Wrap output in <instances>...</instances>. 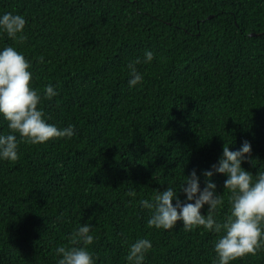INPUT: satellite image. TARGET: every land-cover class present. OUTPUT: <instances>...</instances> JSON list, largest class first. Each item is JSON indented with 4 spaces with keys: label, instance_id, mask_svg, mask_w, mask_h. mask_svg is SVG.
I'll list each match as a JSON object with an SVG mask.
<instances>
[{
    "label": "trees",
    "instance_id": "trees-1",
    "mask_svg": "<svg viewBox=\"0 0 264 264\" xmlns=\"http://www.w3.org/2000/svg\"><path fill=\"white\" fill-rule=\"evenodd\" d=\"M9 11L27 20L16 47L33 87L58 90L45 118L76 135L21 141L17 162L0 161V264H56L55 248L85 222L96 264H125V238L144 237L145 264H213L215 233L149 228L139 200L201 175L231 140L230 150L252 145L256 167H242L264 170V0H0ZM146 50L155 58L130 89L127 65ZM211 179L221 191L225 177ZM232 264H264V250Z\"/></svg>",
    "mask_w": 264,
    "mask_h": 264
},
{
    "label": "clouds",
    "instance_id": "clouds-1",
    "mask_svg": "<svg viewBox=\"0 0 264 264\" xmlns=\"http://www.w3.org/2000/svg\"><path fill=\"white\" fill-rule=\"evenodd\" d=\"M26 24L22 14L12 11L0 14V40L6 37L12 41V44L0 46V121H6L8 129L6 133L0 132V161L9 163L20 159L21 141L37 145L54 139H71L76 135L74 125L61 128L45 118L42 103L57 96L58 90L51 83L46 84L42 92L33 87L31 61L16 47L29 39ZM154 58L155 53L146 50L142 60L136 57L129 62L130 89L142 84L144 79L136 66L149 64ZM38 62L43 63L44 57H39ZM231 143L232 140L224 142L217 162L202 171L201 175L205 177L203 187L201 175L194 168L188 175L183 174L178 187L175 182H167L164 190H157L151 197L139 200V206L151 213L147 220L149 228L170 231L179 221L185 231L203 228L215 233L213 264H232L264 250V170L253 174L242 167L245 161L256 167L248 140H244L237 150H230ZM214 174L225 177L221 191L211 179ZM127 195L135 197L136 193L129 191ZM226 203L229 210L220 218ZM92 232L91 224L80 223L66 237L67 244L55 248L56 264H96L97 257L89 248L96 240ZM124 244L128 246L125 264H145L147 254L153 248L152 241L146 237L130 244L125 238Z\"/></svg>",
    "mask_w": 264,
    "mask_h": 264
}]
</instances>
